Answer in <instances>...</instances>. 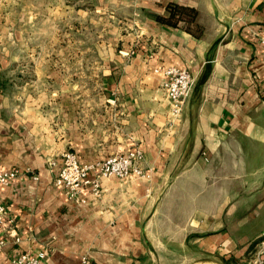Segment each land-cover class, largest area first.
Returning <instances> with one entry per match:
<instances>
[{"label": "crops", "instance_id": "crops-1", "mask_svg": "<svg viewBox=\"0 0 264 264\" xmlns=\"http://www.w3.org/2000/svg\"><path fill=\"white\" fill-rule=\"evenodd\" d=\"M170 3L196 9L201 32L156 21ZM44 5L17 35L0 8V168L20 172L0 185V264L244 261L264 236V0ZM169 65L195 80L178 119L156 71ZM135 147L147 176L105 178L83 203L55 183L66 151L90 163Z\"/></svg>", "mask_w": 264, "mask_h": 264}, {"label": "built area", "instance_id": "built-area-1", "mask_svg": "<svg viewBox=\"0 0 264 264\" xmlns=\"http://www.w3.org/2000/svg\"><path fill=\"white\" fill-rule=\"evenodd\" d=\"M261 45L264 54V37L261 39ZM131 52L133 53L134 50ZM156 71H160L162 74L161 87L171 101V116L178 119L181 117L193 89L194 77L186 68L175 65L156 68ZM143 159L144 153L139 147L118 152L105 159L90 163H82L75 152L66 151L63 154V164L57 173L55 183L65 190L71 200L83 203L85 202V198L82 196L83 192L90 190L91 193L99 195L102 190V180L105 178H127L131 175L147 176L141 166ZM19 176L20 172L16 168H0V185H6ZM5 213V207L0 205V228L5 223ZM3 244L4 240L0 239V247ZM256 245L258 250L249 264H264V236L258 240ZM44 257V252L37 254L23 252L13 258L11 264H41Z\"/></svg>", "mask_w": 264, "mask_h": 264}, {"label": "rangeland", "instance_id": "rangeland-1", "mask_svg": "<svg viewBox=\"0 0 264 264\" xmlns=\"http://www.w3.org/2000/svg\"><path fill=\"white\" fill-rule=\"evenodd\" d=\"M31 2L34 3L35 7L37 8H32ZM44 4L45 0H0V8L3 10L2 21H6V24L9 27L7 33L9 34L13 30L16 32L17 35V22H23L24 20H29L30 18L33 19V16L36 14V11L39 12L37 20L40 22L44 21L46 15H48ZM30 11H32L33 14H31ZM14 45L15 49L13 50V52H25V50H20V48H17V40L15 41ZM16 68L17 65L15 66V70H17ZM18 69H22V67L19 66ZM257 250V245L254 244L252 250L249 252L248 255H246L244 261L239 263L249 264V261H251V259L255 257Z\"/></svg>", "mask_w": 264, "mask_h": 264}, {"label": "trees", "instance_id": "trees-1", "mask_svg": "<svg viewBox=\"0 0 264 264\" xmlns=\"http://www.w3.org/2000/svg\"><path fill=\"white\" fill-rule=\"evenodd\" d=\"M155 19L160 23L173 27H177L181 22H185L188 31L194 34L201 32V28L196 22L197 10L178 3H170L166 8V14H156Z\"/></svg>", "mask_w": 264, "mask_h": 264}]
</instances>
